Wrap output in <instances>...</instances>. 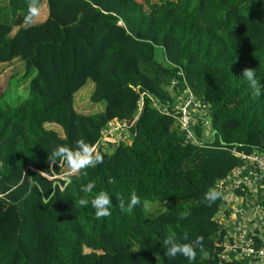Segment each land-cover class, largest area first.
I'll use <instances>...</instances> for the list:
<instances>
[{"label":"trees","instance_id":"16d2710c","mask_svg":"<svg viewBox=\"0 0 264 264\" xmlns=\"http://www.w3.org/2000/svg\"><path fill=\"white\" fill-rule=\"evenodd\" d=\"M251 1L39 0L38 17H48L33 24L29 0H7L0 65L21 60L29 88L20 101L0 95V264H190L164 255L168 237H199L191 264L219 263L221 199L205 193L243 164L234 151L264 153V16L242 12ZM245 68L259 95L240 77ZM88 82L91 102L105 104L97 114L76 109ZM188 89L202 105L192 127L200 146L176 115ZM113 121L129 128L104 143ZM78 140L101 162L55 178L68 166L52 150ZM101 190L110 215L97 218L79 202ZM133 193L139 202L122 211Z\"/></svg>","mask_w":264,"mask_h":264},{"label":"built area","instance_id":"2783aa9c","mask_svg":"<svg viewBox=\"0 0 264 264\" xmlns=\"http://www.w3.org/2000/svg\"><path fill=\"white\" fill-rule=\"evenodd\" d=\"M184 96V103L180 100L182 102L175 106L176 115L187 139L200 146L192 127L197 123L195 115L202 112V105L194 99L189 89ZM143 105L142 98L139 112ZM128 128L126 122L113 121L104 131V137L108 143L116 144L125 137ZM234 154L243 164L214 187L221 199V207L215 218L220 226L215 241L218 264H264V153L248 155L234 151Z\"/></svg>","mask_w":264,"mask_h":264},{"label":"clouds","instance_id":"9594fccd","mask_svg":"<svg viewBox=\"0 0 264 264\" xmlns=\"http://www.w3.org/2000/svg\"><path fill=\"white\" fill-rule=\"evenodd\" d=\"M40 11L39 0H29L27 5V13L25 15V22H32L35 17L38 16ZM243 80L247 81L249 88L254 94L259 95L261 86L258 83L259 77L257 76L255 69L245 68L240 76ZM90 148L83 141L78 140L76 142V148L72 149L68 146L57 145L51 152L53 159L56 157L62 158L67 166L73 170H77L88 165L95 166L101 162L99 155L94 158H90ZM94 188V185L89 182L82 187L84 193H89ZM219 193L214 189H209L205 193V199L208 201H214ZM139 202L138 197L135 193L131 194L127 209H125L123 201L120 202V208L122 211L131 210ZM82 206L91 204L94 214L97 218L106 217L110 215L111 200L109 193L106 191L97 192L90 200L81 199L79 202ZM200 246V238L197 237L195 240L188 243H181L174 238L168 237L163 241L164 255L168 258H175L177 255L185 257L191 264V261L195 258V247Z\"/></svg>","mask_w":264,"mask_h":264},{"label":"rangeland","instance_id":"374dc122","mask_svg":"<svg viewBox=\"0 0 264 264\" xmlns=\"http://www.w3.org/2000/svg\"><path fill=\"white\" fill-rule=\"evenodd\" d=\"M145 2V0H142ZM151 3H156L158 0H149ZM7 0H0V9L5 7ZM43 10V7L41 8ZM40 10V11H41ZM242 12L244 14H255L264 16V0H252L249 4L242 7ZM43 13V12H42ZM42 22L40 19H36L33 24ZM165 57L164 49H158L157 58L162 61ZM26 71L25 64L21 60H16L10 64L0 65V95L5 94L6 97L12 101H20L27 97L29 81L23 80L22 77ZM94 85L92 82H88L86 87L76 94V109L79 113L91 115L97 114L104 110L105 104H94L91 102V96L93 94ZM186 96H181V100L185 101ZM181 101V102H182ZM49 128H54L61 136L63 132L56 126H51ZM206 132H210V128L206 127ZM106 140V136L104 137ZM103 142L105 143V141ZM118 140V138H117ZM98 150H96L97 153ZM110 153L113 152V149L108 150ZM71 168H65L63 170V175L61 176L62 180L67 179V174L71 173ZM151 215L158 213V207H151L149 209Z\"/></svg>","mask_w":264,"mask_h":264},{"label":"crops","instance_id":"0c3cea01","mask_svg":"<svg viewBox=\"0 0 264 264\" xmlns=\"http://www.w3.org/2000/svg\"><path fill=\"white\" fill-rule=\"evenodd\" d=\"M147 1H148V0H147ZM45 5H46V4H45ZM39 13H40V12H39ZM38 16H39V14H38ZM38 16L35 17V20H36V19H40L42 22L45 21V20L47 19V17H48V9L44 10V12H43V18H39ZM35 20H34V21H35ZM40 23H41V22H40Z\"/></svg>","mask_w":264,"mask_h":264},{"label":"water","instance_id":"95a60500","mask_svg":"<svg viewBox=\"0 0 264 264\" xmlns=\"http://www.w3.org/2000/svg\"><path fill=\"white\" fill-rule=\"evenodd\" d=\"M215 134H216V132L213 133V135H215ZM33 186H34V183H31L30 190L32 189Z\"/></svg>","mask_w":264,"mask_h":264}]
</instances>
